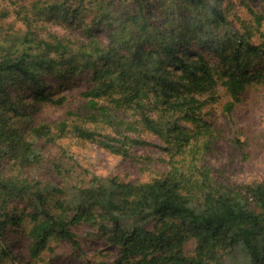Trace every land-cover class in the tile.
Instances as JSON below:
<instances>
[{
	"label": "trees",
	"instance_id": "16d2710c",
	"mask_svg": "<svg viewBox=\"0 0 264 264\" xmlns=\"http://www.w3.org/2000/svg\"><path fill=\"white\" fill-rule=\"evenodd\" d=\"M229 3L12 1L8 12L23 23L16 29L0 21V236L27 217L30 258L50 251V240L79 250L74 230L86 227L88 237L117 249L113 260L90 264H264V182L218 185L198 160L210 136L203 109L217 101L218 89L225 90L222 111L231 118L242 93L262 78L253 67L264 63V43L255 44L253 35L263 17L253 14L239 30L231 29L224 10ZM86 7L94 10L89 23L78 21ZM50 21L74 22L82 38L48 36L37 28ZM69 40L80 43L73 47ZM199 50L216 56L219 64L212 65ZM83 70L90 72L92 86L80 93L81 120L91 128L66 121L35 124L31 113H38L39 105L66 101L42 92L46 79L64 80ZM22 88L34 94L32 111L17 95ZM52 127L124 159L149 146L141 134L152 135L161 143L168 170L144 182L91 176L80 188L59 187L53 182V175L64 179L59 164H52L49 175L40 173L47 169L41 146L55 140ZM15 202L31 212L9 214Z\"/></svg>",
	"mask_w": 264,
	"mask_h": 264
},
{
	"label": "rangeland",
	"instance_id": "374dc122",
	"mask_svg": "<svg viewBox=\"0 0 264 264\" xmlns=\"http://www.w3.org/2000/svg\"><path fill=\"white\" fill-rule=\"evenodd\" d=\"M12 1L20 2V4H32L35 0H0V21L6 25V28L17 29L22 27L23 21L21 17L8 12L13 9ZM230 1L231 3L224 7L229 28L239 30L241 22L251 21L253 14L262 15L263 20H261L260 29L253 35V42L255 44L264 43V6L260 1ZM93 13L94 10L84 8L78 21L89 23ZM47 25L48 27L39 23L37 26L40 28H37H42V31L48 36H55L57 33V35L61 34L70 38L68 34H77L82 38L79 35L81 31L75 29L74 22L68 24L66 21H50V24ZM65 30H67L66 33ZM78 43L69 40V44L73 47ZM191 48L201 49L194 44L191 45ZM199 54L212 65L219 64V59L216 56L202 50H199ZM253 68L261 70L262 78L253 81L242 93L240 103L235 106L231 118H228L222 111V106L228 100L222 87L217 91V101L207 104L203 109L205 111L203 119L210 123V136L208 137V149L203 150L204 155L199 152L198 160L200 164L203 161V164L210 169L218 185L230 186L264 182V63L256 61ZM91 86V74L86 70L64 80L47 78L42 92L52 98L64 96L66 101L62 105H39V112L31 113L32 121H35V124L45 122L53 126L62 121H66L69 126L74 123L82 124L81 116L84 113H82L80 93L88 90ZM11 92L14 97V89ZM17 95L23 98V102L26 103L25 110L27 112L37 108L36 105H30L29 100L34 94L27 88H22V91H18ZM129 119L130 117L126 118V120ZM82 125L91 128L88 123ZM51 129L55 140L41 146L47 169L40 173L42 177L49 175L53 172L52 164H59L64 179L61 180L53 175L55 178L53 182L59 187L80 188L88 182L91 176L98 178L117 176L124 181L144 182L156 174L162 175L168 170V166L163 163L167 157L161 154L158 147L161 143L152 135L141 134L140 138L149 142V146L133 149L131 156L124 159L109 153L94 141L78 139L67 131L60 132L57 127ZM102 134L115 136V133L110 129H102ZM130 136L134 135L130 134ZM204 142L202 140L199 145L202 147ZM149 158L155 159V162L154 160L152 163L147 162ZM25 175L28 177L24 173L23 176ZM8 212L9 214L30 213L31 209H27L21 202H15L8 207ZM30 226L31 222L25 217L20 227L9 225L4 229L0 236V264H90L102 259L113 260L117 254L116 248L106 245L97 238L88 237L85 232L88 229L84 231L86 227H79L74 230L80 243L79 250L73 249L65 241L50 240L47 244L51 248L50 251H44L38 258H30L31 240L26 235ZM185 249L186 251L190 250V246H186Z\"/></svg>",
	"mask_w": 264,
	"mask_h": 264
}]
</instances>
